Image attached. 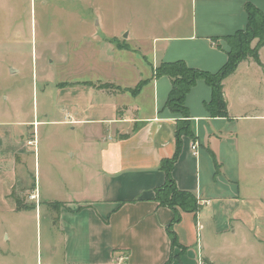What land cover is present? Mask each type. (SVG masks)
<instances>
[{"label": "crops", "instance_id": "crops-1", "mask_svg": "<svg viewBox=\"0 0 264 264\" xmlns=\"http://www.w3.org/2000/svg\"><path fill=\"white\" fill-rule=\"evenodd\" d=\"M189 3L190 13H178L176 23L153 36L152 61L143 62L147 68L120 63L125 72L118 81L56 84L58 103L66 107L67 120L61 123L72 131L82 128L84 137L75 144L79 162L67 176L69 193L57 201L46 198L49 211L44 219L50 227L43 254L40 242L38 264H210L219 246L211 242L235 236L238 229L251 230L246 224L250 212L240 201L238 136L242 122H264V46L258 52L259 64L245 60L223 80L226 118L205 111L211 89L201 80L185 98L193 139L182 138L171 175L179 190L196 194L201 209L182 213L173 226L181 248L171 247L166 232L172 211L153 200L154 191L165 181L160 162L174 154L176 122L181 118L165 108L171 80L156 77L155 69L161 63L183 61L216 73L227 59L223 38L246 25V3L264 12V0ZM29 123L0 120V226L15 227L18 233L24 231L23 215L34 212L40 221L42 208L17 210L10 197L22 181L17 177V159L22 157L23 163L26 156L21 141L26 133L18 128ZM194 143L196 154L191 149ZM216 160L223 166L224 179L214 176ZM27 174L32 180L33 173ZM35 192L42 199L37 187ZM255 219L250 218L251 223ZM6 231L1 236L8 241Z\"/></svg>", "mask_w": 264, "mask_h": 264}, {"label": "rangeland", "instance_id": "rangeland-1", "mask_svg": "<svg viewBox=\"0 0 264 264\" xmlns=\"http://www.w3.org/2000/svg\"><path fill=\"white\" fill-rule=\"evenodd\" d=\"M189 2L0 0V120L30 122L18 128L26 133L21 137L26 156L23 163L22 157L17 159V177L22 181L10 197L23 206L42 207L40 221L34 212L23 215L22 233L0 226V236L2 230L9 236L8 241L4 235L0 239V264H38L40 242L43 254L50 227L44 219L49 211L45 202L61 200L69 193L67 176L79 162L75 144L84 134L82 128L72 131L69 124L61 123L67 120L66 107L58 103L56 84L118 81L125 72L120 63L147 68L144 63L152 61L153 36L176 23L178 13H190ZM255 44L253 40L250 46ZM33 138L36 147L26 143ZM238 141L240 201L250 218L257 219L251 223L248 218L250 231L245 227L235 236L211 242L219 246L210 264H264V122H242ZM213 162L219 164L215 169L213 163L214 176L224 179L222 164ZM36 187L42 199L33 193ZM205 234L208 237L209 231Z\"/></svg>", "mask_w": 264, "mask_h": 264}, {"label": "trees", "instance_id": "trees-1", "mask_svg": "<svg viewBox=\"0 0 264 264\" xmlns=\"http://www.w3.org/2000/svg\"><path fill=\"white\" fill-rule=\"evenodd\" d=\"M245 12L247 16L245 27L223 38L228 46L227 59L216 73L188 67L183 61L161 63L155 69L156 77L166 76L171 80V89L165 102V108L181 117L176 122L174 154L171 158L162 160L159 165V169L165 174V181L162 186L154 191L153 198L159 206L167 207L173 213V217L166 228L172 248H181L173 226L180 222L182 213L195 214L201 209L196 194L191 191L179 190L171 175L173 165L180 153L182 138L193 139L185 98L195 83L201 80L211 89V98L203 105L205 111L211 117L226 118L228 116L227 102L222 87L223 80L245 60L251 59L259 64L258 52L264 46V12L251 3H246ZM253 40H256V44L251 47L250 44ZM16 206L17 210L28 208L21 205L18 199H16ZM184 250L182 248V252Z\"/></svg>", "mask_w": 264, "mask_h": 264}, {"label": "built area", "instance_id": "built-area-1", "mask_svg": "<svg viewBox=\"0 0 264 264\" xmlns=\"http://www.w3.org/2000/svg\"><path fill=\"white\" fill-rule=\"evenodd\" d=\"M27 145H29V146H35L36 147V141H35V139L33 138V139H29V140H27ZM191 149H192V151H193V154H196L197 153V145L194 143L192 146H191ZM197 227H198V229H199V225H198V222H197Z\"/></svg>", "mask_w": 264, "mask_h": 264}]
</instances>
